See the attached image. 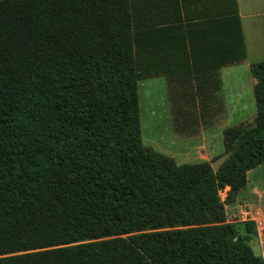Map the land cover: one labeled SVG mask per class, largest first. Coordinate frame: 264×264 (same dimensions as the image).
<instances>
[{
    "label": "trees",
    "instance_id": "1",
    "mask_svg": "<svg viewBox=\"0 0 264 264\" xmlns=\"http://www.w3.org/2000/svg\"><path fill=\"white\" fill-rule=\"evenodd\" d=\"M180 5L199 13L157 28L138 0H0V264H264L226 211L264 163V61L218 173L143 143L140 81L163 77L174 132L198 138L247 57L236 0Z\"/></svg>",
    "mask_w": 264,
    "mask_h": 264
},
{
    "label": "rangeland",
    "instance_id": "2",
    "mask_svg": "<svg viewBox=\"0 0 264 264\" xmlns=\"http://www.w3.org/2000/svg\"><path fill=\"white\" fill-rule=\"evenodd\" d=\"M256 55H251L248 59L252 65L264 61V50L261 49ZM241 68L242 67H227L222 70V76L224 77L222 94L229 112L226 110L225 113L219 115L220 122L218 127L201 134L198 138H189L187 135H177L174 132L170 117L168 95L165 90V79H146L140 82L139 101L144 145L168 157L176 159L175 161L180 165L201 163L198 160L199 158L197 159V157H199L198 155H202L201 157L204 158L206 154H210L209 160L213 162L215 158L222 153L221 151L224 150L223 131L228 127L252 122L256 116L254 112L255 105H252L255 101L254 91H248L245 87L242 88L232 76L228 75L230 70H240ZM241 98L244 100L241 101ZM244 105L247 108L246 111L240 112V108ZM231 109H234V111ZM204 137L205 141H208L209 146L206 148H195V154L191 153L194 146L190 143H192L193 140L196 141L194 142L195 144L198 142L197 140L204 141ZM249 179L250 182L240 194V197L244 201L239 200L232 205H226L228 222L237 226L242 236L246 235V231L242 225L243 222L254 220L256 223L254 218H245L248 216L242 213L245 208L243 206L240 207V204L244 205L245 202L251 204L252 201H254L250 195L254 180L251 181V179H253L252 177ZM228 190V188L220 190L222 200H225ZM249 244L254 253L259 255L258 246H256V244H258V237L250 241Z\"/></svg>",
    "mask_w": 264,
    "mask_h": 264
},
{
    "label": "crops",
    "instance_id": "3",
    "mask_svg": "<svg viewBox=\"0 0 264 264\" xmlns=\"http://www.w3.org/2000/svg\"><path fill=\"white\" fill-rule=\"evenodd\" d=\"M236 1H237V7H238V14H239L241 25H242V32L244 36L247 57L243 64L229 66V67H242V68L240 70H230L228 72V75L232 76V78L242 88L245 87L247 88L248 91L249 90L254 91V88L257 84V80L252 76V73H251L252 63H250L248 59L251 55L258 54L261 51V49L264 50L263 48L264 47V0H236ZM181 2L182 0H178V1L177 0H138V3H139L138 15L140 18V24L142 23L141 17H143V15L145 16L150 15L148 19L149 20L151 19L152 24L155 23L156 27L160 28V26H163V27L165 26V25H161V21H167V22L169 21L168 23H170L169 25H171L174 22L173 20L176 19V16L184 17L185 15H188V14L196 15L195 13H199V10H197L196 8L188 9L182 5L178 7L175 6V3L181 4ZM201 10H202V13H204V9H201ZM187 22H184V24ZM185 25L187 26V24ZM225 68L227 67H224L220 70L222 84H223V79H224V77L222 76V70ZM153 79H164V78L156 77V78H152V80ZM165 90L167 91L166 82H165ZM243 100L244 99L241 98V101ZM252 105H255L254 112L255 114H257L256 99L252 103ZM246 109L247 108L244 105L242 108H240L239 111L244 112L246 111ZM226 110L229 112L227 107H226ZM231 110L234 111V109H231ZM209 131H206V132H209ZM197 141H198L196 143L197 146L194 143L196 142L195 140H193V142L190 143L194 146V148L191 150V153L193 154H195V148H202V147L206 148L209 146L208 141H205V137H204V141L202 140L200 141L197 140ZM221 152L222 153L219 154L218 156L222 155L224 153V150ZM183 155H187V154H183ZM198 156L199 157H197V159L199 158L198 160L200 162L212 163L209 160L210 154H206L204 158L201 157L202 155H198ZM250 177L253 178L251 179V181L254 180V185L251 186V190H250V195L252 199H254V201H252L251 204L247 202H245L244 205L240 204V207L243 206L245 208V210L242 211L244 215H248L245 218H254L256 220L257 230H258V244H256V246H258V250H259L258 254L264 257V163L258 168L248 173V183L250 182V179H249ZM240 194L238 196L237 201L243 200L240 197Z\"/></svg>",
    "mask_w": 264,
    "mask_h": 264
},
{
    "label": "water",
    "instance_id": "4",
    "mask_svg": "<svg viewBox=\"0 0 264 264\" xmlns=\"http://www.w3.org/2000/svg\"><path fill=\"white\" fill-rule=\"evenodd\" d=\"M232 156L231 152L223 153L215 161L211 163V167L215 173H218L220 168L230 159Z\"/></svg>",
    "mask_w": 264,
    "mask_h": 264
}]
</instances>
